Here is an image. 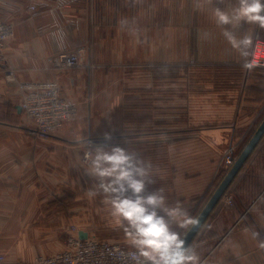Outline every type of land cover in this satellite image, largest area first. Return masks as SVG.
Wrapping results in <instances>:
<instances>
[{"label":"crops","instance_id":"1","mask_svg":"<svg viewBox=\"0 0 264 264\" xmlns=\"http://www.w3.org/2000/svg\"><path fill=\"white\" fill-rule=\"evenodd\" d=\"M158 3L161 25L158 42L154 43L158 58L166 60L170 55L175 62H192L194 70L207 72L208 78L192 83L186 79L175 81L171 97L175 126L170 131L165 129L167 107L161 103L167 97L159 96V102L153 104L158 108L156 112L149 106L151 111L143 113L148 115L146 120L156 115L158 131L134 126L127 129V134H120L118 130L112 132V126L105 131L98 128L106 117L98 102L104 99L112 109L120 105L121 96L104 90L111 87V71L118 68L116 62L122 56L132 52H147L149 60L151 48L146 40L150 37L143 35L142 44L136 46L134 35L128 33L122 43L126 46L125 55L110 41L107 46L102 43L95 55L88 56V63L93 62L96 67L60 70L53 67V58L86 42L88 23L117 22L115 17L106 15L115 0H0V18L15 25L7 49L9 66L16 70L18 80L56 83L65 97L80 104L77 116L47 137H39L21 124L4 122L14 113L0 111V254L5 253L9 261L31 260L63 247V240L54 242L41 237L43 228L38 226L37 216L46 208L62 175L83 162L86 140L92 135L98 146L104 145L101 139L105 134L112 133L116 140L126 136V143L133 148L142 146L144 154L152 149L169 150L172 196L188 213L198 207L218 179L223 152L239 147L254 123L264 120V69H242V58L225 39L223 28L217 26L213 15L217 7L230 11L235 0H224L223 4L201 0L200 7L196 0ZM231 30L237 38L251 35L250 60L255 40L264 39V29L245 24ZM90 88L95 89L92 95ZM132 100L146 105L148 101L144 92ZM10 103L15 105L18 120L24 117L18 108L21 91L2 72L0 107ZM95 110H99L98 117ZM156 136L157 142H152ZM54 168L62 175L52 172ZM227 196L234 198V204L225 208L223 199ZM221 201L223 205L190 245L199 256V264H264V249L260 247L264 241V137ZM168 224L173 232L181 231L171 220Z\"/></svg>","mask_w":264,"mask_h":264},{"label":"rangeland","instance_id":"2","mask_svg":"<svg viewBox=\"0 0 264 264\" xmlns=\"http://www.w3.org/2000/svg\"><path fill=\"white\" fill-rule=\"evenodd\" d=\"M116 1L118 4H116ZM106 15L115 17L117 22L109 23L108 21L103 24H95L93 22L88 23V36L86 37V42L81 46H77L70 50L75 51L79 48H84L86 54L84 60L86 64L89 65L87 67H96L95 63H88V56L97 52V49L100 48L102 43H106L107 46L110 41H113L114 46L118 45L117 50L120 54L123 53L125 55L126 46L122 45V43H125L126 35L128 33L134 35V43H136V46L142 44L143 35L145 38L150 37V40H146V42L149 41L150 43L151 55L148 60V58H146L147 52H132V55L122 56V59L116 62L118 68L112 70L109 77L110 82L108 86L111 87L100 89H109L115 96H121V99L123 98V100L119 106H116V108L113 109L110 104H105L104 99L98 102L102 103V110L103 112H106V117L102 119L98 128L105 131L109 130L112 126V132L115 131L116 133L118 130L120 134H127V129H132L134 126L144 129L148 127L151 131H158L159 124L157 121L159 120L155 119L156 115L152 114V116L146 120L145 117H148V115L144 116L143 113L150 110L151 107L149 106H153V111L157 110L158 108H156L155 105L159 102L158 97L166 96L167 100H165V103L164 100H161V103L163 105L166 104L167 107L165 129L170 131L175 126L173 116L174 100L171 98L173 96L175 81L186 79L192 83V81L206 80L208 78L207 72L196 71V69L194 70L192 62H175L174 57L170 55L166 60L162 59V57L160 59L158 58V49L156 44L154 45V43L158 42L157 35L161 25L159 23L160 9L158 0H115V6L109 11H106ZM142 17L144 21L142 20ZM11 40L7 43L6 49L9 47ZM95 54L96 53H94V55ZM11 83L15 84V82ZM89 90L91 95L93 94V91H95L94 88H90L88 91ZM190 91L191 88L188 89L189 93ZM143 92L148 99L147 105L143 104L140 100L139 102L137 100H132L136 95L142 97ZM65 98L74 103L76 107L71 118L66 121L68 122L77 116L80 104L67 97ZM154 103L156 104L153 105ZM92 104L93 103H91V105ZM127 109L130 111H127ZM0 111L5 114L14 113V116H12L13 114H10L7 119H3V121L5 120L4 122L14 126L21 124L24 127H28L29 130L33 131L39 137H47L56 134L66 123H63L61 127L54 129L50 133L42 134L38 131L35 121L27 114L24 113V117H22L23 119L20 118V120H18L15 105L11 103L9 105L6 104L3 107H0ZM93 113H95L97 117L99 116V110H95ZM259 121H256L246 132V135L241 140L240 146L237 147L236 145L234 147L233 154L236 158H238L240 154V147L246 143V140L249 138L248 135L255 130ZM204 123H209V121H204ZM186 124L187 126H190V124ZM110 135L112 137L113 134L111 133ZM113 137L111 141L107 142L104 138L101 139L103 140L101 143L104 145L99 147L105 150H110L114 146H120L125 148L130 154H134L138 159L143 160L146 164L151 165L150 174L151 179L154 182L147 184L144 195L147 196L154 192L162 193L165 197L166 206L175 207L177 204L180 205V201H177L174 199V196H172L174 181L172 177L173 167H171L170 162L171 153L169 150L166 152H159L158 149H152L149 154H144L143 151H141L142 146H134L133 148L132 145L130 146L127 144L126 136L119 137L120 140H116V137ZM96 140V137L93 135L88 138L86 141L91 142L90 145L87 143L88 147L98 146ZM249 140L247 142H249ZM115 141L122 144H114ZM152 142H157V136L152 137ZM82 154L83 162L80 165L76 164L73 166L69 172L66 171L63 174L64 176L57 168L52 169V172H55L57 175H62V181H60L58 183L59 185L52 190V192H54L51 194L52 196L48 201H46V208H44V211H40L37 216V224L43 228L41 237L50 240L52 239L54 242H60L63 240L62 248H64L72 236H80V233L84 232L90 236H95L100 240L119 241L131 246L124 231L115 226L113 218L110 215V206L105 203L104 194L101 192L95 197H88V191L94 189V186L98 181L95 177L89 175L88 164L84 160V153ZM227 154L228 150L223 152V160L219 169L218 179L227 170L225 164ZM164 161L166 163H164ZM257 181L256 183L260 184V182ZM254 189L255 187L251 189L249 193H252ZM224 198L226 199V197ZM225 199H223L225 208L234 204V198L230 204L225 202ZM199 208L198 205V207L192 211H188V215L194 218ZM160 215H164V213L160 212ZM183 230L184 229H181L178 233L180 236L183 234ZM61 249H57V251ZM18 259L21 260V258Z\"/></svg>","mask_w":264,"mask_h":264},{"label":"clouds","instance_id":"3","mask_svg":"<svg viewBox=\"0 0 264 264\" xmlns=\"http://www.w3.org/2000/svg\"><path fill=\"white\" fill-rule=\"evenodd\" d=\"M203 2L211 4L213 0ZM216 2L223 4L224 0ZM196 3L200 7L201 0ZM213 15L217 26L223 28L225 39L242 58V69L253 71L257 65L255 60H249L253 43L251 35L237 38L231 29L245 24L264 29V0H235L230 11L217 7ZM104 139L107 142L112 137L105 134ZM87 143L90 145L91 142ZM84 160L89 175L98 181L87 195L92 198L101 192L104 194L115 226L124 231L134 249L129 253L134 264H199L196 251L186 247L185 241L168 224L171 220L181 229H187L196 225L198 220L189 216L179 204L166 206L162 193L144 195L147 184L154 182L150 164L120 146L110 150L89 146L84 152ZM260 247L264 249V241L260 242Z\"/></svg>","mask_w":264,"mask_h":264},{"label":"built area","instance_id":"4","mask_svg":"<svg viewBox=\"0 0 264 264\" xmlns=\"http://www.w3.org/2000/svg\"><path fill=\"white\" fill-rule=\"evenodd\" d=\"M35 8V7H34ZM15 25L0 18V73H5L9 82H15L21 91L22 111L31 117L38 131L47 134L59 128L71 118L75 105L67 100L58 84L46 81L21 82L16 70L9 66L6 45L13 38ZM84 48L75 51H63L53 58V67L60 70L85 68ZM250 60H255L256 67L264 69V40L256 39ZM234 146L228 150L226 168L229 170L236 161L233 154ZM228 196L225 202L231 203ZM134 251L119 241L100 240L95 236L87 238L72 236L68 243L59 251L41 254L31 260L9 261L5 254H0V264H134L129 253Z\"/></svg>","mask_w":264,"mask_h":264},{"label":"water","instance_id":"5","mask_svg":"<svg viewBox=\"0 0 264 264\" xmlns=\"http://www.w3.org/2000/svg\"><path fill=\"white\" fill-rule=\"evenodd\" d=\"M19 111L22 110V107L19 106ZM264 137V120L261 123V125L258 127L256 132L253 134L247 145L245 146L244 150L241 152V154L236 159L233 166L229 169L226 176L214 192V194L211 196L199 216L197 217L198 223L194 226H191L183 240L185 241V246H189L195 236L197 235L198 231L201 229L203 224L206 222L216 205L221 201L223 196L225 195L226 191L236 178V176L240 173L241 169L244 167L245 163L253 153L256 146L259 144L261 139ZM81 238H87L88 234L81 232L80 233Z\"/></svg>","mask_w":264,"mask_h":264},{"label":"trees","instance_id":"6","mask_svg":"<svg viewBox=\"0 0 264 264\" xmlns=\"http://www.w3.org/2000/svg\"><path fill=\"white\" fill-rule=\"evenodd\" d=\"M5 121V120H4ZM263 121V119L261 120V121H259L258 123H257V125H256V127H255V130L254 131H256V129L261 125V122ZM254 131L250 134V135H248V139L246 140V143L245 144H243L242 145V147H240V154H241V152L244 150V148H245V146L247 145V141L253 136V134H254ZM239 154V155H240ZM229 170L227 169L222 175H221V177H219V179H217L215 182H214V184L212 185V187L209 189V191L205 194V196L201 199V201H200V204H199V209L197 210L198 212L196 213V215L194 216V218H196L197 219V217L199 216V214L201 213V211L203 210V208L205 207V205L207 204V202L209 201V199L211 198V196L214 194V192L216 191V189L218 188V186L220 185V183L222 182V180L224 179V177L226 176V174H227V172H228ZM238 176V175H237ZM236 176V177H237ZM236 179V178H235ZM234 179V180H235ZM233 183V182H232ZM230 187H231V185H230ZM229 187V188H230ZM228 188V189H229ZM228 191V190H227ZM227 191H226V193H227ZM225 193V194H226ZM222 200V199H221ZM219 205H223L222 204V201H220L217 205H216V207L214 208V210L212 211V213L210 214V216L208 217V219L206 220V222L203 224V226L201 227V229L198 231V233H197V235L195 236V238L193 239V241L197 238V236L201 233V231H202V229L204 228V226L206 225V223L208 222V220L209 219H211V217L213 216V213L215 212V210L219 207ZM220 207H222V206H220ZM191 228V226L189 227V228H187V229H184L183 231V234L180 236L182 239L185 237V235L187 234V232L189 231V229ZM193 241H192V243H193ZM191 245V244H190ZM189 245V246H190Z\"/></svg>","mask_w":264,"mask_h":264}]
</instances>
